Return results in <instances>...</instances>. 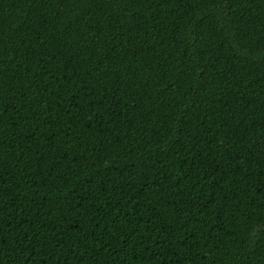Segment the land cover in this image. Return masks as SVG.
Instances as JSON below:
<instances>
[{"label": "trees", "instance_id": "1", "mask_svg": "<svg viewBox=\"0 0 264 264\" xmlns=\"http://www.w3.org/2000/svg\"><path fill=\"white\" fill-rule=\"evenodd\" d=\"M0 264H264V0H0Z\"/></svg>", "mask_w": 264, "mask_h": 264}]
</instances>
